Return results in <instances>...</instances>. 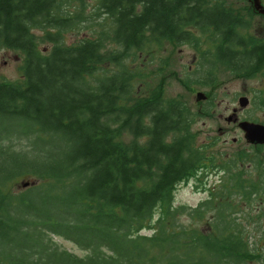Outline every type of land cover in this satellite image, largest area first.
<instances>
[{
	"label": "trees",
	"instance_id": "trees-1",
	"mask_svg": "<svg viewBox=\"0 0 264 264\" xmlns=\"http://www.w3.org/2000/svg\"><path fill=\"white\" fill-rule=\"evenodd\" d=\"M85 4L0 0V48L23 56L21 78L0 80V264L250 258L247 227L262 233L264 203L250 200L260 191L239 164L250 159L264 181L261 148L217 166L192 132L210 106L194 112L165 98L164 84L144 82L138 62L167 45H189L204 70L187 84L212 83L220 67L249 80L264 76V38L245 34L248 21L224 0H98L90 19L103 17L101 29L66 44L65 33L90 22ZM41 43L50 49L43 52ZM207 165L226 168L221 194L190 213L175 207L178 187ZM19 179L36 184L14 193ZM186 213L190 226L179 222ZM201 221L209 222L207 231L195 227ZM55 238L85 255L61 249Z\"/></svg>",
	"mask_w": 264,
	"mask_h": 264
},
{
	"label": "rangeland",
	"instance_id": "rangeland-1",
	"mask_svg": "<svg viewBox=\"0 0 264 264\" xmlns=\"http://www.w3.org/2000/svg\"><path fill=\"white\" fill-rule=\"evenodd\" d=\"M230 7L238 10L242 17L248 21V29L245 34L264 38V16L254 10V5L248 0H224ZM98 0H86L85 16L89 17L95 11L94 7ZM250 7V9L248 8ZM103 22V17L90 19V22L83 24L74 32L64 34V42L66 44H74L82 38L97 34L100 24ZM91 31L93 33L91 34ZM38 40L44 34L43 31H35ZM51 45L41 43L40 49L47 52ZM159 51V50H156ZM144 54L138 62L139 67H144V82L158 87L161 83L164 84V96L167 99L177 98L186 103L194 112L200 111L202 105L210 106L211 111L207 115L198 117L192 127L193 135L196 137V145L206 149L207 156L214 155L217 158V166L225 162H231L244 155V157H253L258 154V150H253L246 144L242 130L237 127V124H232L235 115L240 119H252L254 121L264 122V107L261 101L264 94V76H257L254 79L247 80L241 76L231 74L220 67L216 73V79L207 84L202 82L196 84L190 82L187 84V77L197 80L202 75L200 72L204 70L202 60L196 49L189 45L173 47L165 46L159 52ZM153 62L149 59L152 58ZM23 63V56L20 53L13 52L0 48V80L15 81L21 78L20 67ZM183 80V82H182ZM185 81V82H184ZM202 92L206 95L205 102L197 103L196 94ZM246 97L249 104L246 108H241L239 99ZM230 120V121H229ZM237 139V142L234 140ZM262 156L264 150H261ZM250 160V159H249ZM248 160V161H249ZM241 172L248 173L249 162H240ZM209 165L200 170L198 174L183 182L175 192V207H187L190 210L198 208L202 203L212 200V193L221 194L223 186L227 183V172H223L219 167L208 169ZM225 170V168H222ZM207 173V174H206ZM245 178V174L243 177ZM222 179L226 180L221 182ZM35 182L27 179H19L13 183L12 189L14 193H21ZM26 184V187H25ZM36 184V183H35ZM160 212L157 211L154 215L153 223L159 217ZM213 214H207L208 219L212 218ZM179 221L183 225H192L194 221L189 217L188 213L180 216ZM209 221V220H208ZM201 221L195 224L200 231L209 229V222ZM248 240L252 245H256L261 234L250 225ZM142 235H152V231H143ZM56 243L61 249L67 250L70 253L78 256H83L85 253L78 246L69 242L64 238H55Z\"/></svg>",
	"mask_w": 264,
	"mask_h": 264
},
{
	"label": "flooded vegetation",
	"instance_id": "flooded-vegetation-1",
	"mask_svg": "<svg viewBox=\"0 0 264 264\" xmlns=\"http://www.w3.org/2000/svg\"><path fill=\"white\" fill-rule=\"evenodd\" d=\"M252 79H254V78H252ZM259 102H261V101H259ZM242 122L260 123L258 121H254L252 119H247V118L240 119L237 115H235L234 121L232 124H237V127H240L239 125ZM234 142H237V139H235ZM246 144L251 148L253 146H255V145H251L248 143H246ZM253 148L254 149L261 148V150H264V146H255ZM263 156H264V154H263ZM209 159L210 158L208 157L207 162H209ZM246 160H247V162H249L248 159H246ZM243 163H244V161H243ZM219 168L221 171L226 173V168H225V170H222L221 167H219ZM251 168H252V170H251ZM249 170H251V171L249 172ZM247 172H249L248 176H251L252 180L254 179L253 184H256L257 187L259 188L258 191H260L259 193L255 194V195H253V193H252L250 200L252 202L257 201L260 203H264V181L260 179V170L254 172L253 166L251 164H249ZM227 177H228V175H227ZM224 181H226V180L222 179L221 182H224ZM246 186L251 187L252 183L250 182ZM247 246L251 250L250 251V258H248L246 260H239L236 264H264V230H262L261 236L257 240L256 245H252L251 242H249Z\"/></svg>",
	"mask_w": 264,
	"mask_h": 264
},
{
	"label": "water",
	"instance_id": "water-1",
	"mask_svg": "<svg viewBox=\"0 0 264 264\" xmlns=\"http://www.w3.org/2000/svg\"><path fill=\"white\" fill-rule=\"evenodd\" d=\"M253 3L255 10L264 15V6L262 5L261 0H249ZM206 99L204 93L197 94V101H203ZM249 103V100L246 97L240 99V105L242 108H245ZM240 128L245 132L246 140L253 145H263L264 144V125L254 124L249 122L240 123ZM26 187V184H25Z\"/></svg>",
	"mask_w": 264,
	"mask_h": 264
}]
</instances>
